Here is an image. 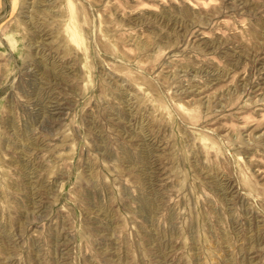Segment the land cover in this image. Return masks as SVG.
<instances>
[{
	"label": "rangeland",
	"instance_id": "1",
	"mask_svg": "<svg viewBox=\"0 0 264 264\" xmlns=\"http://www.w3.org/2000/svg\"><path fill=\"white\" fill-rule=\"evenodd\" d=\"M0 264H264V0H0Z\"/></svg>",
	"mask_w": 264,
	"mask_h": 264
}]
</instances>
